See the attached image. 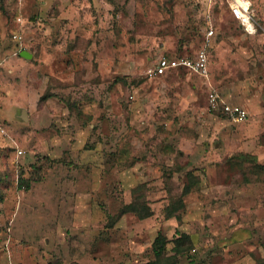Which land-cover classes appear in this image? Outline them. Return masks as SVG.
I'll return each mask as SVG.
<instances>
[{
    "label": "rangeland",
    "instance_id": "1",
    "mask_svg": "<svg viewBox=\"0 0 264 264\" xmlns=\"http://www.w3.org/2000/svg\"><path fill=\"white\" fill-rule=\"evenodd\" d=\"M215 1L207 77L147 69L161 55H195L208 0H0V124L7 131L0 129V264H158L160 232L168 264H233L249 250L243 210L249 204L251 222H264V0H250L255 34L233 18V0ZM15 33L30 36L31 60L17 54ZM37 81L50 93L43 102L53 97L74 114L83 101L90 108L78 119L95 123L87 146L103 142L99 187L83 180L89 169L72 165L66 152L60 160L45 154L52 130L44 122L13 123V99ZM212 89L246 106L249 118L236 123L210 110ZM132 166L137 172L121 174ZM188 172L200 181L183 194ZM56 174L79 178L76 195L58 193ZM21 175L32 177L29 185ZM136 183H143L139 201L154 211L145 218L121 213ZM181 199L180 216L167 217ZM179 232L191 234L194 246L176 256ZM257 243L250 247L263 258Z\"/></svg>",
    "mask_w": 264,
    "mask_h": 264
},
{
    "label": "crops",
    "instance_id": "2",
    "mask_svg": "<svg viewBox=\"0 0 264 264\" xmlns=\"http://www.w3.org/2000/svg\"><path fill=\"white\" fill-rule=\"evenodd\" d=\"M230 9V8H229ZM238 23V22H237ZM239 25V23H238ZM29 27L27 26V29ZM49 32V27L45 29V33ZM30 35V33H28ZM30 36H24V40L16 39V43L18 46L17 54H19V57L26 60H31V58L35 55V51L28 47V38ZM217 37V34H216ZM27 42V43H26ZM202 42V40H201ZM216 43V41H215ZM201 45V43H200ZM200 47V46H199ZM23 50L29 51V57L22 55L21 52ZM14 63H16L14 61ZM210 67V63H209ZM251 78L255 79L254 74L251 75ZM43 79V78H42ZM41 79V80H42ZM253 79L250 80V82H253ZM257 82H261V80L256 79ZM38 81L36 83H32L29 89H27V93L24 96L18 97L13 99V106L15 107V113L13 115V123H16L17 121L22 123H29L34 122L41 123L44 122L41 126L43 128H50L52 131L49 134V145L48 143L44 141H39L40 145L42 146H49V150L45 153L46 155L50 156L52 159H63L64 154L68 155V159L72 163V165H80L81 167L88 168L90 171L89 177H85L83 180H92L95 185L99 187L101 182H105L106 177V164L104 159V152L101 151V148L103 149V142H101V139L97 145H95V149H92L89 145L87 146L86 143L91 135V130L95 127V123H90L85 125V121L80 122L78 119V115L81 112V114H90L91 110L88 106L85 105V102H82V109L78 110L75 114L71 112V109L69 106H65L64 104H60V102L57 103V101H53V97L48 99L47 101H40L41 96L43 95V92L45 91V85L37 86ZM34 90H38L36 92L37 94L34 95ZM31 92V93H30ZM233 103L232 100H229ZM243 104L251 105L250 100H242ZM240 104V103H239ZM246 107V106H245ZM247 108V107H246ZM248 109V108H247ZM249 110V109H248ZM64 113L66 115H64ZM250 113V111H249ZM69 114H73L72 118L69 117ZM4 124V123H3ZM56 126V127H55ZM55 131V133L53 132ZM62 133V134H61ZM42 140V139H40ZM98 150V156L96 154V151ZM144 162H142L143 164ZM147 165L148 161L145 162ZM136 171L135 166H132V168L122 171L123 174H127L128 172L134 173ZM137 172V171H136ZM139 172V170H138ZM146 174V172H143ZM93 174H95L93 176ZM139 175V174H138ZM147 175V174H146ZM57 180L61 181L57 185L58 193L65 194V195H76V190H79L80 187L78 185L81 182L79 178L70 177V176H63V175H57ZM144 180V179H142ZM141 180V181H142ZM137 184V183H136ZM135 186V184L133 185ZM132 186V187H133ZM64 189V190H63ZM59 190L61 192H59ZM78 193V191H77ZM83 194V193H82ZM84 194H88V192H84ZM250 200L249 198H245L244 203L246 201ZM243 203V204H244ZM248 208L243 210V215H246V222L243 224V242L248 243L250 246L252 245V242L257 241L259 245H262L264 243V222L260 219L256 220L254 223L251 222V215L250 212L252 211L251 206L248 204ZM89 215L91 216V212H89ZM89 216V223L91 224L92 217ZM57 221V220H56ZM233 225L237 223L235 219L231 222ZM61 225V224H60ZM63 226V225H62ZM257 226L258 228V234L257 230L255 229ZM260 226V227H259ZM257 237V239H256ZM238 239L237 237L232 238V240L236 241ZM249 246L248 251H244L242 254V257L240 259H237L236 257L233 264H257L256 257L252 252V247ZM255 248V247H254Z\"/></svg>",
    "mask_w": 264,
    "mask_h": 264
},
{
    "label": "built area",
    "instance_id": "3",
    "mask_svg": "<svg viewBox=\"0 0 264 264\" xmlns=\"http://www.w3.org/2000/svg\"><path fill=\"white\" fill-rule=\"evenodd\" d=\"M215 0H208L206 4V25L200 47L195 55L191 56H169L161 55L156 62L147 69L150 76H161L175 69H187L194 73L207 76L210 75V55L216 41V27L213 23V7ZM233 18L239 25L250 34H255L259 26V19L251 7L250 0H233L229 6ZM14 37L24 40V35L15 33ZM1 66V62H0ZM210 110H222L233 122H245L249 116V110L242 104L228 101L217 89L209 92ZM2 132H7L3 124H0ZM23 149H18V154H23Z\"/></svg>",
    "mask_w": 264,
    "mask_h": 264
},
{
    "label": "trees",
    "instance_id": "4",
    "mask_svg": "<svg viewBox=\"0 0 264 264\" xmlns=\"http://www.w3.org/2000/svg\"><path fill=\"white\" fill-rule=\"evenodd\" d=\"M48 96H50V93H47V91H46L41 96L40 101L45 100ZM217 111L219 113L223 112L222 110H217ZM253 158L256 159V156ZM34 170L38 171L36 168ZM189 174H190V172L187 173L188 176H189ZM188 178L190 180H188V182L185 184V186L183 188V194L191 192L200 181V178H196L195 176H192V175H190ZM30 179H32V177L27 179L24 177V175H21L20 176V183L21 184L26 183L27 185H29ZM142 184L143 183L137 184L136 186H134L132 188L133 199L131 200V202L127 203L123 207V209L121 210L122 214L129 212V211H132L140 218H145V217H148V216L153 214L154 211H153L152 207H148V205H147V207L145 205L143 206L142 203L139 201L140 199L138 197L137 190H139V188H140V186H142ZM0 199H1V197H0ZM183 205H184V201H183V199H181V200H179V203L177 205H174V208H171V209L167 208V210H168L167 211V217H173V216L179 217L181 214V210H178V208H180ZM177 234L178 235H176V237L173 239V241H174L173 251L175 252L176 256H179V255H183L187 250L191 249L194 246V241H193V237L191 236V234H189L187 232H179ZM166 241H167L166 236L162 232H160L153 242V248H154L156 257L152 262L158 263V264H168L170 259L164 258V255H165L164 250H165ZM254 255L256 257L257 264H264V257L262 258L258 254H254Z\"/></svg>",
    "mask_w": 264,
    "mask_h": 264
},
{
    "label": "water",
    "instance_id": "5",
    "mask_svg": "<svg viewBox=\"0 0 264 264\" xmlns=\"http://www.w3.org/2000/svg\"><path fill=\"white\" fill-rule=\"evenodd\" d=\"M21 54L29 57V54H30V53H29L28 50H23V51L21 52Z\"/></svg>",
    "mask_w": 264,
    "mask_h": 264
}]
</instances>
